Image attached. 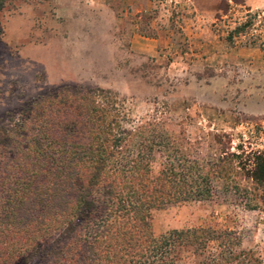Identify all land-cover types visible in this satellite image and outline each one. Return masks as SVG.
<instances>
[{
    "label": "rangeland",
    "instance_id": "obj_1",
    "mask_svg": "<svg viewBox=\"0 0 264 264\" xmlns=\"http://www.w3.org/2000/svg\"><path fill=\"white\" fill-rule=\"evenodd\" d=\"M55 85L98 90L152 174L212 171L207 198L149 210L172 237L149 264H264V0H0V122Z\"/></svg>",
    "mask_w": 264,
    "mask_h": 264
},
{
    "label": "trees",
    "instance_id": "obj_2",
    "mask_svg": "<svg viewBox=\"0 0 264 264\" xmlns=\"http://www.w3.org/2000/svg\"><path fill=\"white\" fill-rule=\"evenodd\" d=\"M47 88L0 122V264H149L172 240L152 236L149 210L207 198L212 171L174 154L152 174L149 140L119 129L98 90Z\"/></svg>",
    "mask_w": 264,
    "mask_h": 264
}]
</instances>
